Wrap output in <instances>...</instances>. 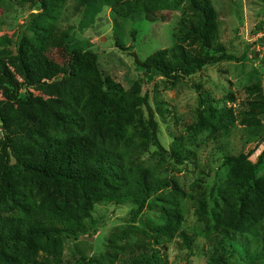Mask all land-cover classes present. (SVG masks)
Segmentation results:
<instances>
[{
  "label": "trees",
  "instance_id": "16d2710c",
  "mask_svg": "<svg viewBox=\"0 0 264 264\" xmlns=\"http://www.w3.org/2000/svg\"><path fill=\"white\" fill-rule=\"evenodd\" d=\"M14 1L44 10L46 23L36 25L45 32L57 21L66 2L0 0V8L9 9ZM82 1L109 5L122 17L180 10L176 43L158 50L146 61L148 67L168 77L190 75L229 57L222 44L215 45L218 15L212 0ZM8 42V38H0V46ZM16 68L29 88H69L70 101L65 104L59 98L45 99L20 91V84L0 60V87L8 100L20 108H38L51 120L79 128L67 136L42 133L37 140L23 142L17 139L18 135L37 120L27 113L23 115L26 124L23 122L9 135L8 148L11 147L12 153L5 149L0 154V264H65L61 240L78 239L98 231L92 216L96 202L130 200L137 210H142L153 195L172 186L167 178L139 165L142 147L152 141L161 150L163 145L156 135L154 120L153 131L144 123L137 128L129 114L131 102L111 77L102 74L96 52L74 48L69 66H64L48 55L45 39L35 46L25 42L19 48ZM216 103L205 100L200 92L196 130L217 131V123L229 117L228 111ZM20 108L17 117L23 114ZM0 117L5 119L1 105ZM253 153L251 150L221 158L230 167L229 188L222 191L224 207L214 214L217 224L213 233L221 236L218 244L222 245L223 253L215 246L209 264L225 263L227 240L230 246L235 238L243 243L264 241V176L257 179L256 173L252 174L263 163L264 151L256 164L249 166L247 161ZM174 157L181 163L184 161L179 152ZM166 202L173 205L164 208L161 204L160 222L152 226L144 224L154 230L155 243L139 242L127 247L114 244L109 260L83 257L77 264H164L161 240L183 225L186 211L180 201ZM196 202L205 215L206 201ZM180 237L189 254H193L194 238L185 230ZM41 251L48 257H40ZM262 255L264 247L247 264H254Z\"/></svg>",
  "mask_w": 264,
  "mask_h": 264
},
{
  "label": "rangeland",
  "instance_id": "374dc122",
  "mask_svg": "<svg viewBox=\"0 0 264 264\" xmlns=\"http://www.w3.org/2000/svg\"><path fill=\"white\" fill-rule=\"evenodd\" d=\"M212 2L218 15L215 45L222 44L229 57L190 75L172 77L148 67L146 61L158 50L176 43L180 10L122 17L109 5L66 0L61 15L45 32L36 25L46 23L44 10L33 4L14 1L11 8H0V38L9 40L0 46V60L20 84V91L45 99L59 98L65 104L70 101L69 88L39 89L24 84L16 68V57L25 42L35 46L45 39L48 55L64 66H69L74 48L92 50L98 55L102 74L111 77L131 102L129 114L137 128L144 123L153 131L154 120L156 135L163 145L161 150L152 141L142 147L139 165L167 178L172 186L153 195L142 210H137L130 200L96 202L92 216L98 231L78 239L64 237L61 241L65 264H77L83 257L107 261L114 244L127 247L139 242L155 243L154 230L144 224L159 223L161 204L170 208L173 203L166 201L171 200L180 201L186 211L183 225L161 240L164 264H209L215 246L223 253L218 244L221 236L213 233L217 224L214 214L224 207L222 191L229 188L230 167L221 158L254 150L247 161L253 166L264 151V0ZM200 92L205 100L216 101L215 105L229 113L217 123V131L195 129L201 110ZM0 105L5 117H0V154L5 149L12 153L8 148L9 135L25 122L23 115L27 113L37 120H30L28 129L18 135L17 139L23 142L37 140L42 133L67 136L79 128L51 120L38 108H20L4 96L3 87ZM17 108L23 113L21 117L15 116ZM63 112L67 113V109ZM176 152L184 158L182 163L174 157ZM255 173L257 179L263 178L264 160L252 171ZM198 199L207 203L205 215L198 208ZM182 230L194 238L191 255L182 244ZM229 242L223 246L224 264L250 263L255 252L264 247L260 240L243 243L235 238L233 246ZM41 256L48 254L41 251ZM254 264H264V255Z\"/></svg>",
  "mask_w": 264,
  "mask_h": 264
}]
</instances>
